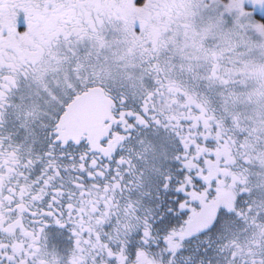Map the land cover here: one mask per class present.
Listing matches in <instances>:
<instances>
[{
  "label": "snow or ice",
  "instance_id": "obj_1",
  "mask_svg": "<svg viewBox=\"0 0 264 264\" xmlns=\"http://www.w3.org/2000/svg\"><path fill=\"white\" fill-rule=\"evenodd\" d=\"M135 2L117 30L118 0H0V234L52 230L69 264H141L172 237L186 246L166 264H264V0ZM96 93L108 154L60 128ZM129 144L158 165L150 190ZM226 218L258 238L226 252ZM11 251L0 264H20Z\"/></svg>",
  "mask_w": 264,
  "mask_h": 264
},
{
  "label": "flooded vegetation",
  "instance_id": "obj_2",
  "mask_svg": "<svg viewBox=\"0 0 264 264\" xmlns=\"http://www.w3.org/2000/svg\"><path fill=\"white\" fill-rule=\"evenodd\" d=\"M142 9L143 5L137 4L135 0H118L117 8L113 13L116 17L113 21V28L117 30L123 28L131 29L138 19H142ZM99 95L101 105L105 104V106H108L110 109L111 102L107 93H99ZM94 123L99 127L96 136L92 137L89 132H82L80 137L75 140L87 138L93 146L101 149L102 154H108V152L115 150V141L111 143L109 149H105L100 143L101 137L107 135L109 128V126L104 123V117L102 116V118ZM60 128L62 135L65 138H70V135L66 134L67 130L62 127ZM0 133L8 134V130H0ZM121 136H123V133H121ZM125 147L128 148V152L125 153V159L130 161L133 170H138L135 171L134 174L139 178L140 183L145 186L142 190H150L151 179L158 165L154 163L150 154L145 152L144 148H135L131 144ZM5 148H7V146H5ZM223 202V200H218L215 204L207 206L204 212L198 213L197 219L203 216L204 220L202 224H198L196 228L204 226L205 223H211L215 219L220 204ZM233 224H235V221L231 219L226 218L224 220L222 227L225 231L221 232V236L224 238L221 247L225 249L226 252L234 251L238 253L239 249L246 247L252 240L258 237L257 234L251 230L250 226L239 225L237 227H232ZM196 228L193 227L192 223L190 231H194ZM22 230L25 232V235L30 238L25 239L19 232H16L14 226L8 230L9 235L4 236L0 234V243L7 241L12 245V251L9 253L10 256L13 258L22 256L23 259L20 261V264H29V261L33 259L34 264H69L71 254L64 250L65 245L57 238L59 235L58 233L47 230L35 231L33 234V230L29 229L26 225ZM173 243H177L179 247L174 248ZM185 246L183 239L177 241L175 237H172L168 241L167 246L162 245L160 249L141 248L139 259L141 264H166L164 259L165 251L172 250L176 252L179 248Z\"/></svg>",
  "mask_w": 264,
  "mask_h": 264
},
{
  "label": "water",
  "instance_id": "obj_3",
  "mask_svg": "<svg viewBox=\"0 0 264 264\" xmlns=\"http://www.w3.org/2000/svg\"><path fill=\"white\" fill-rule=\"evenodd\" d=\"M99 100L100 95L96 93L90 95L86 101L74 102L70 107L68 114L60 124V127L67 130L66 134L70 135V139H78L82 132H89L92 137L98 134L99 127L94 122L110 113L108 106L101 105ZM203 220V216L196 219L193 222V227L196 228L198 224H202Z\"/></svg>",
  "mask_w": 264,
  "mask_h": 264
},
{
  "label": "trees",
  "instance_id": "obj_4",
  "mask_svg": "<svg viewBox=\"0 0 264 264\" xmlns=\"http://www.w3.org/2000/svg\"><path fill=\"white\" fill-rule=\"evenodd\" d=\"M257 19H259V18H257ZM262 22H264V21H262Z\"/></svg>",
  "mask_w": 264,
  "mask_h": 264
}]
</instances>
